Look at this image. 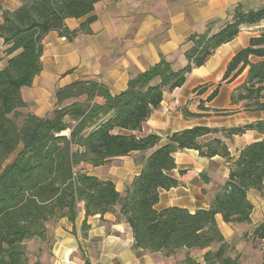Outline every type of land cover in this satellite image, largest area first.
<instances>
[{"label":"trees","instance_id":"16d2710c","mask_svg":"<svg viewBox=\"0 0 264 264\" xmlns=\"http://www.w3.org/2000/svg\"><path fill=\"white\" fill-rule=\"evenodd\" d=\"M99 1L19 0V8L12 12L0 6V39L7 58L0 68V264H44L43 256L53 244L51 226L60 219L74 224L81 211L85 213L83 237L90 228L86 218L113 214L131 229L134 250L161 253L165 258L184 252L179 264H198L190 251L218 245L203 254L204 264H239L237 257L228 255L229 245L217 227L216 216L229 225L249 223L253 206L248 192L264 196V121L227 130L195 126L171 134L162 146L157 135L139 133L159 108L164 93L181 88L192 70L204 66L220 46L235 39L242 26L264 21V6L250 11L238 6L218 32L190 36L187 64L180 69L161 56L156 64L133 75L118 94L112 95L95 80L81 79L56 91L50 116L22 114L26 103L21 90L30 87L42 70L45 36L57 32L72 41L78 33L89 34ZM68 19L84 21L78 31H70L65 24ZM243 74L231 102L264 112V28L231 59L223 80L231 83ZM215 95L216 91L208 100ZM183 116L197 115L183 110ZM247 131H256L263 139L246 145L236 158L220 138L205 140L219 133L228 138ZM187 150L197 151L203 158L225 159L228 178L208 209L157 210L160 192L179 186L173 174L175 154ZM135 152L149 154L140 157L142 170L123 195L111 180L81 167L104 166ZM252 237L264 240V224ZM33 244L35 254L30 252Z\"/></svg>","mask_w":264,"mask_h":264},{"label":"crops","instance_id":"0c3cea01","mask_svg":"<svg viewBox=\"0 0 264 264\" xmlns=\"http://www.w3.org/2000/svg\"><path fill=\"white\" fill-rule=\"evenodd\" d=\"M3 10L15 11L19 0H0ZM241 6L244 11L257 10L264 0H100L92 15L90 33L81 34L68 41L57 32L48 33L43 39L42 70L32 85L21 90L26 107L22 114L50 116L56 105V91L81 79L95 80L105 85L112 95L124 91L129 79L156 64L160 57L180 69L187 62L185 52L191 47L187 42L194 34L212 35L231 20L233 9ZM2 12L0 11V18ZM84 19H68L70 31H78ZM264 28V21L256 25L242 26L238 36L220 46L204 66L195 68L185 84L172 92H166L159 108L154 110L143 124L140 136L155 134L159 145L175 132L195 126L227 130L258 121H264V112L243 108L244 103L233 104L231 96L245 74L231 83L223 80L227 65L237 52L249 44L251 37ZM5 47L0 39V52ZM0 61V68L6 64ZM216 91L212 100H208ZM178 99L180 106L171 113H164L163 106ZM101 102L100 99L97 100ZM183 110L197 115L183 116ZM220 138L230 155L236 158L248 144L263 139L256 131L224 138L222 133L205 140ZM149 153H132L112 159L104 166L89 167V172L103 180H111L123 195L126 186L138 176L142 165L134 159ZM177 169L174 176L179 186L161 191L157 210L179 207L195 212L208 209L213 197L221 190L229 174V165L220 156L200 157L197 151L187 150L175 154ZM179 171H184L179 174ZM247 198L253 206L249 223L229 225L216 216L217 227L229 245V257L238 258L239 264H261L264 240H254L253 231L264 224V196L249 191ZM117 210L119 207H116ZM85 213L81 211L74 224L60 219L51 226L53 244L43 256L44 264H179L182 258H165L161 253L150 254L134 250L133 234L122 220L106 214L86 218L90 227L83 237L82 224ZM218 245L190 256L203 264L202 256Z\"/></svg>","mask_w":264,"mask_h":264},{"label":"rangeland","instance_id":"374dc122","mask_svg":"<svg viewBox=\"0 0 264 264\" xmlns=\"http://www.w3.org/2000/svg\"><path fill=\"white\" fill-rule=\"evenodd\" d=\"M2 54H3V53L0 52V61H1V59H2V60H5V59L2 57ZM140 159H141V158L134 159V162H138ZM81 167L84 168L85 170H87V171L89 172V167H90V166L88 167V166L82 165ZM36 247H37V246H36L35 244H33V245L30 246V252H31L32 254H35V253H36V252H35ZM191 253H192V255L195 254V253H199V250H192ZM191 253H190V254H191ZM182 257L184 258V252H180V253H178L177 255L174 256L175 259H176V258L179 259V258H182ZM191 257H192L193 259H196V258L193 257V256H191ZM203 264H204V263H203Z\"/></svg>","mask_w":264,"mask_h":264},{"label":"built area","instance_id":"2783aa9c","mask_svg":"<svg viewBox=\"0 0 264 264\" xmlns=\"http://www.w3.org/2000/svg\"><path fill=\"white\" fill-rule=\"evenodd\" d=\"M180 106V103L178 101V99H173L172 101H170L169 103L165 104L163 106V112L164 113H171L173 111H175L176 109H178ZM90 264H96V263H90Z\"/></svg>","mask_w":264,"mask_h":264}]
</instances>
